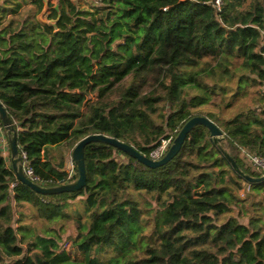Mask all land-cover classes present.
Listing matches in <instances>:
<instances>
[{"label":"trees","instance_id":"trees-1","mask_svg":"<svg viewBox=\"0 0 264 264\" xmlns=\"http://www.w3.org/2000/svg\"><path fill=\"white\" fill-rule=\"evenodd\" d=\"M31 1L0 0V100L49 186L78 177L55 151L91 134L149 156L205 115L225 139L198 125L156 168L92 142L86 186L59 194L21 183L0 149V264H264V181L230 158L262 175L241 148L264 155V0H50L56 25Z\"/></svg>","mask_w":264,"mask_h":264},{"label":"water","instance_id":"water-1","mask_svg":"<svg viewBox=\"0 0 264 264\" xmlns=\"http://www.w3.org/2000/svg\"><path fill=\"white\" fill-rule=\"evenodd\" d=\"M41 20L46 23L56 25V21H50L47 18H44L41 15ZM0 117L3 122V125L6 130V134L9 140L10 147V156L12 169L18 178V180L35 190L36 192L42 194H59L63 192H73L80 189H83L87 184V170L85 165V148L86 145L92 142H102L106 144H110L129 156L137 159L139 162L145 164L146 166L156 168L163 166L169 163L175 156L179 154L182 149L183 144L185 143L189 133L198 125H205L211 134V138L215 142H220L225 139V134L223 130L209 117L205 115H197L190 118L180 129L177 136L174 138L169 150L167 153L158 160L151 158L145 153L138 150L132 144H129L123 140H120L116 137L109 136L103 133L91 134L84 137L80 140L72 150V159L75 162L78 169V177L75 180L66 183H60L55 185H42L34 180H32L25 172L23 167V157L19 149V145L17 143V129L14 126L12 117L9 115L6 106L0 100ZM233 165L237 168L238 173L241 174L247 181L252 183L262 182L264 181V174L261 176H251L242 171L238 166L236 161L230 157ZM238 196H241L238 192H236Z\"/></svg>","mask_w":264,"mask_h":264},{"label":"built area","instance_id":"built-area-1","mask_svg":"<svg viewBox=\"0 0 264 264\" xmlns=\"http://www.w3.org/2000/svg\"><path fill=\"white\" fill-rule=\"evenodd\" d=\"M221 0H216V4L221 7ZM260 92L264 95V86L260 89ZM174 140V135H170L167 138H163L161 143L150 152V157L158 160L161 159L169 150L172 142ZM0 149L3 153V155L9 150L10 152V147H9V140L6 134L5 127L2 123L1 117H0ZM242 152L246 156L247 160L249 163L254 166L258 171L264 172V155L252 152L248 150L247 148L242 147ZM5 156V155H4ZM6 157V156H5ZM22 157H23V167L26 172V174L35 182L42 184V185H48V183L53 182L54 179H46L43 178L41 175L37 174L33 165L31 164L30 159L28 158V155L26 152H22ZM7 158V157H6ZM68 166L66 167L68 176L67 180H72L74 176L76 175V164L72 159V156L70 157V161L67 164ZM65 183V182H64ZM17 185V182H13L11 187L14 188ZM250 189V186H248Z\"/></svg>","mask_w":264,"mask_h":264},{"label":"rangeland","instance_id":"rangeland-1","mask_svg":"<svg viewBox=\"0 0 264 264\" xmlns=\"http://www.w3.org/2000/svg\"><path fill=\"white\" fill-rule=\"evenodd\" d=\"M49 1L50 0H32L31 1V4L28 5V7H32L34 9V11L37 10V12H38L37 13V18L38 19H40L41 18V15H42L44 18H47L50 21H53L52 19L49 18V6H48ZM74 1L77 4H79L81 7H88V8H92V4H93V2H95V0H74ZM51 2L55 6H57V8L60 7L59 0H51ZM34 6H36V7H34ZM63 146L67 149V151H68L67 154L69 155V157H71L73 148H70L68 145H63ZM60 151H61V149H60ZM4 155L7 157V159H9V156H10L9 150ZM69 161H70V158L68 159L67 164L69 163ZM252 169L255 170L258 173L264 174V172L258 171L254 166H252L251 170ZM215 170H218V168H215ZM245 185H246V183L243 182V186H245ZM253 189H255V188H253ZM251 191H252L251 190V187H250V189L248 188V186L244 187L243 189H241L239 191V194L241 195L240 197H245V198H249L250 199V196H251L250 192ZM255 199L256 200H262V199H264V191L262 190L259 193V195L256 196ZM76 203L77 204H75L74 206L70 207V210L71 209L74 210V209H77V208L83 209V203L79 202V200ZM263 209H264V207H262V210L260 211V214L264 213V210ZM24 210L26 212H29V213L33 214L32 211L30 210V208H28V207H25ZM68 226L70 227V231L71 232H74V230H75L74 229V226L71 223H68ZM149 234L150 235L153 234V227L152 226H149V225H145V231L143 233H141V235L143 236V239L144 240H149ZM64 247L70 253H72V255H75V256H81L82 255L81 253H79V251H75V250L73 251L71 249L70 244H68V243H66Z\"/></svg>","mask_w":264,"mask_h":264},{"label":"crops","instance_id":"crops-1","mask_svg":"<svg viewBox=\"0 0 264 264\" xmlns=\"http://www.w3.org/2000/svg\"><path fill=\"white\" fill-rule=\"evenodd\" d=\"M60 149H61V151L63 152V154L66 156V165H67V161H68V159L70 158L69 155L67 154L68 151H67V149H66L64 146H62ZM60 149L56 150V151H55V154H57L58 151H60Z\"/></svg>","mask_w":264,"mask_h":264}]
</instances>
